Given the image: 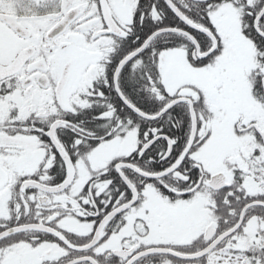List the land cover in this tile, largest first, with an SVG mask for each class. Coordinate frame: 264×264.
Wrapping results in <instances>:
<instances>
[{
    "label": "snow or ice",
    "instance_id": "6c2138e0",
    "mask_svg": "<svg viewBox=\"0 0 264 264\" xmlns=\"http://www.w3.org/2000/svg\"><path fill=\"white\" fill-rule=\"evenodd\" d=\"M0 264H264V0H0Z\"/></svg>",
    "mask_w": 264,
    "mask_h": 264
}]
</instances>
